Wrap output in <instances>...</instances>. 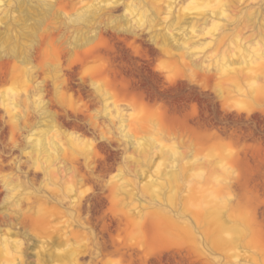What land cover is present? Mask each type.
I'll return each mask as SVG.
<instances>
[{
  "label": "rangeland",
  "instance_id": "rangeland-1",
  "mask_svg": "<svg viewBox=\"0 0 264 264\" xmlns=\"http://www.w3.org/2000/svg\"><path fill=\"white\" fill-rule=\"evenodd\" d=\"M0 264H264V0H0Z\"/></svg>",
  "mask_w": 264,
  "mask_h": 264
},
{
  "label": "bare ground",
  "instance_id": "bare-ground-1",
  "mask_svg": "<svg viewBox=\"0 0 264 264\" xmlns=\"http://www.w3.org/2000/svg\"><path fill=\"white\" fill-rule=\"evenodd\" d=\"M188 8V7H187ZM222 12V11H221ZM222 13H224V12H222ZM141 14V13H140ZM140 19V18H139ZM226 56V55H225ZM225 59V58H224ZM233 65V64H232ZM246 65V64H245ZM245 65H243V66H245ZM249 65V64H248ZM258 65V64H257ZM256 65V66H257ZM234 66V65H233ZM236 66V65H235ZM240 66V65H239ZM251 66H253V70L254 69H256V67H254V65H251ZM252 68V67H251ZM24 69V68H23ZM222 69H223V71L225 72V74L226 75H228L229 76V78H230V76H232L231 74H233L232 72H233V67L231 66V62L229 61V59H227V60H224V62H223V64H222ZM241 69V68H240ZM247 69H249V67H247ZM245 71H246V69H244ZM257 70V69H256ZM255 70V71H256ZM248 72H250V71H248ZM241 73V72H240ZM253 73V72H252ZM251 73V74H252ZM26 78V77H25ZM232 79V78H231ZM253 86H254V84H253ZM36 141V140H35ZM41 141V140H40ZM44 142V141H43ZM36 143V142H35ZM38 144V143H37ZM42 144V143H41ZM34 145V144H33ZM39 146H40V143H39ZM44 147V146H43ZM35 148V147H34ZM37 148V147H36ZM39 148V147H38ZM37 150H40V149H37ZM218 157V156H217ZM217 160V159H216ZM215 162V161H214ZM216 165V164H215ZM219 169V168H218ZM173 174V173H172ZM153 185V184H152ZM154 188V187H153ZM153 191H154V189H153ZM207 200H212V199H208L207 198ZM212 205V204H211ZM215 206L214 207H212V209H211V211H210V213L207 215V218L210 220V221H212V222H214L215 223V221L217 220V218H218V215H217V210H218V207H219V204L218 203H215L214 204ZM208 206H210V205H208ZM205 211V210H204ZM221 214V213H220ZM222 215V214H221ZM229 222V221H228ZM207 224V223H206ZM215 226H216V228L218 229V230H221V229H223V228H228L229 230H232V231H235V230H238V227L236 226V225H234V224H227V223H220V222H218V223H215ZM212 230H214V229H212ZM216 230V229H215ZM226 232H228V231H226ZM229 236V235H228ZM217 237V236H216ZM218 240L220 241V242H222V243H227L228 242V237L227 236H225V235H222V233L221 234H219L218 235ZM219 243V242H218ZM222 243H221V245H222ZM55 255V254H54ZM57 256H59V254L57 255ZM57 256H55V257H57ZM58 258V257H57ZM59 259V258H58Z\"/></svg>",
  "mask_w": 264,
  "mask_h": 264
}]
</instances>
